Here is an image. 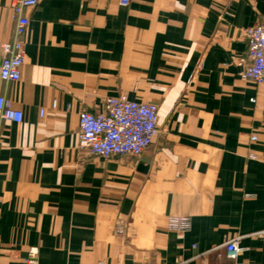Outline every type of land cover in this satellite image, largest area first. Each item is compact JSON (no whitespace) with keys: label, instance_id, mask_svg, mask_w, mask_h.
Wrapping results in <instances>:
<instances>
[{"label":"crops","instance_id":"0c3cea01","mask_svg":"<svg viewBox=\"0 0 264 264\" xmlns=\"http://www.w3.org/2000/svg\"><path fill=\"white\" fill-rule=\"evenodd\" d=\"M14 1L0 0V61ZM26 14L21 78L0 76L23 112L0 122V264H28L31 247L39 264H264V84L240 76L264 0H39ZM121 94L158 105L151 146L79 148L80 112Z\"/></svg>","mask_w":264,"mask_h":264},{"label":"built area","instance_id":"2783aa9c","mask_svg":"<svg viewBox=\"0 0 264 264\" xmlns=\"http://www.w3.org/2000/svg\"><path fill=\"white\" fill-rule=\"evenodd\" d=\"M39 0H15L12 4L15 19V36L11 41L2 44L3 56L0 61V76L3 80L18 81L25 61L24 35L30 19L26 10L33 8ZM128 4L130 0H121ZM249 62L240 72V76L264 84V20L245 28ZM255 101V98H252ZM23 112L14 106L12 99L0 96V122L12 120L21 122ZM159 129V109L154 102L129 98L125 94L109 96L103 111L96 113L88 110L80 112L78 146L91 153L111 157L129 154L140 156L154 141ZM256 137L253 135L252 139ZM169 227L172 230L184 231L190 227L188 217H171ZM116 232L124 233V224L117 223ZM260 233L264 234V230ZM240 236L224 242L226 254L235 259L246 248L240 244ZM25 261L28 264H39L38 249L31 247ZM180 259L176 264H187Z\"/></svg>","mask_w":264,"mask_h":264}]
</instances>
